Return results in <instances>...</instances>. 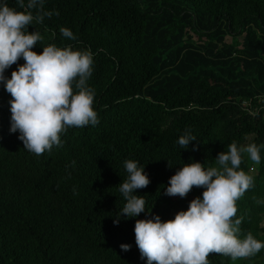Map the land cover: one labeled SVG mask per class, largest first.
Here are the masks:
<instances>
[{"label":"trees","instance_id":"obj_1","mask_svg":"<svg viewBox=\"0 0 264 264\" xmlns=\"http://www.w3.org/2000/svg\"><path fill=\"white\" fill-rule=\"evenodd\" d=\"M44 10L54 14L27 28L44 37L33 51L55 44L92 52L88 85L99 123L69 128L62 146L38 156L10 132L12 97L0 83V264H146L136 220L174 219L204 191L169 197L170 177L184 164L215 166L232 142L264 145V0H44ZM186 130L197 140L181 149ZM260 155L259 164L245 157L240 166L254 186L237 201V218L241 238L251 232L264 242V148ZM126 160L150 179L135 192L146 210L114 224L126 203ZM208 259L264 264V249L248 259Z\"/></svg>","mask_w":264,"mask_h":264},{"label":"clouds","instance_id":"obj_2","mask_svg":"<svg viewBox=\"0 0 264 264\" xmlns=\"http://www.w3.org/2000/svg\"><path fill=\"white\" fill-rule=\"evenodd\" d=\"M17 5L25 10L18 11L7 0H0V83L12 97L10 132H19L24 149L39 156L53 146H62L61 134L69 128L99 123L93 107L95 91L88 85L93 54L55 44L44 46L40 54L33 51L44 37L38 31L28 32V26L43 23L54 13L44 10V0H28L26 5L24 0H17ZM60 32L67 39H76L68 28L61 27ZM20 59L24 63L12 71L11 78L6 77L5 71ZM195 140L191 130H186L178 144L188 149ZM261 148L264 145L232 142L227 151L218 153L215 166L206 168L193 162L179 168L170 177L164 194L185 198L193 188H202V198H194L186 211H179L166 222L159 215L136 220L135 243L141 259L146 258V264H210L208 257L212 254L236 261L254 257L264 249V242L251 232L241 238L243 217L237 218V201L254 186L253 177L240 166L245 157L259 164ZM124 167L127 177L119 184V192L126 203L114 224L121 216L137 217L146 210L144 197L135 194L150 184L144 166L126 160ZM120 247L129 251L131 245Z\"/></svg>","mask_w":264,"mask_h":264},{"label":"built area","instance_id":"obj_3","mask_svg":"<svg viewBox=\"0 0 264 264\" xmlns=\"http://www.w3.org/2000/svg\"><path fill=\"white\" fill-rule=\"evenodd\" d=\"M261 102L264 103V99H262ZM241 104H242L243 106H246V105L248 104V102L245 101V100H243V101L241 102Z\"/></svg>","mask_w":264,"mask_h":264},{"label":"rangeland","instance_id":"obj_4","mask_svg":"<svg viewBox=\"0 0 264 264\" xmlns=\"http://www.w3.org/2000/svg\"><path fill=\"white\" fill-rule=\"evenodd\" d=\"M227 39H229V37H227Z\"/></svg>","mask_w":264,"mask_h":264},{"label":"bare ground","instance_id":"obj_5","mask_svg":"<svg viewBox=\"0 0 264 264\" xmlns=\"http://www.w3.org/2000/svg\"><path fill=\"white\" fill-rule=\"evenodd\" d=\"M246 101V100H245Z\"/></svg>","mask_w":264,"mask_h":264}]
</instances>
